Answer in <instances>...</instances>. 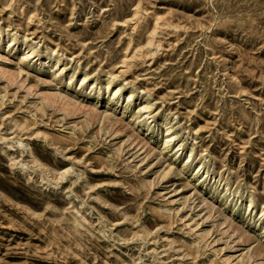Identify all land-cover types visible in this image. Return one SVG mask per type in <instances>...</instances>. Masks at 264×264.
I'll use <instances>...</instances> for the list:
<instances>
[{
  "label": "rangeland",
  "instance_id": "1",
  "mask_svg": "<svg viewBox=\"0 0 264 264\" xmlns=\"http://www.w3.org/2000/svg\"><path fill=\"white\" fill-rule=\"evenodd\" d=\"M0 264H264V0H0Z\"/></svg>",
  "mask_w": 264,
  "mask_h": 264
},
{
  "label": "bare ground",
  "instance_id": "2",
  "mask_svg": "<svg viewBox=\"0 0 264 264\" xmlns=\"http://www.w3.org/2000/svg\"><path fill=\"white\" fill-rule=\"evenodd\" d=\"M27 54H30V52H28ZM85 78H83L82 80H84ZM112 79H113V77H112ZM110 84H111V80H108V81H106L105 83H104V87L107 89V88H109V86H110ZM118 91H119V89L118 90H116L115 92H114V95H116L117 93H118ZM133 92H134V89H131L130 90V95L131 94H133ZM169 139H171V138H173V135H170L169 137H168ZM192 149L190 150V154L192 153ZM189 157H186V159H188ZM252 205V202H249V206H251Z\"/></svg>",
  "mask_w": 264,
  "mask_h": 264
}]
</instances>
